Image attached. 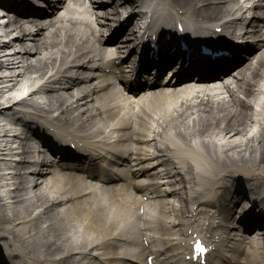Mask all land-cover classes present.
Wrapping results in <instances>:
<instances>
[{
    "label": "bare ground",
    "instance_id": "1",
    "mask_svg": "<svg viewBox=\"0 0 264 264\" xmlns=\"http://www.w3.org/2000/svg\"><path fill=\"white\" fill-rule=\"evenodd\" d=\"M110 1L108 7H89L86 0H42L46 11L23 16L22 21L12 18L0 26V240L5 239L0 244V264H11L15 256L23 259L19 254L27 256L29 264H120L122 256L129 258V264L150 252L174 254L178 248L171 246L177 242L170 233L191 202L212 206L217 196L221 200L228 194L240 195L243 184L253 189L264 186V0L252 5L246 2L256 0H157L165 5L164 21L168 12L177 15L170 11L176 1L184 15L202 16L208 24L218 22L228 34L247 23L246 33L256 40V52L234 81L220 90L161 88L138 98L136 110V101L130 104L117 92V82L127 78L116 61L130 62L128 43L137 33V17L131 11L140 13V1ZM133 5L136 8L130 10ZM5 7L14 11L0 0V21L7 19ZM251 11L255 13L247 16ZM126 34L120 48L108 50ZM146 39L144 34V43ZM123 49L128 54L124 61L119 59ZM93 68L97 78L88 79ZM23 116L49 120L70 136L72 130L81 133L104 145V154L108 153L103 162L118 158L124 163L128 185L111 191L106 212L96 207L85 210L86 201L72 203L87 193L96 195L95 190L82 184L83 177L56 170L52 174L53 161L33 143L35 133ZM110 135L116 138L111 149L107 147ZM150 149L163 167L158 172L148 165ZM13 155L15 162L9 160ZM207 156L222 163L223 175L206 179L195 171L204 167ZM183 163L185 174L179 171ZM5 166L10 176L6 182L1 174ZM114 174L109 170L106 176ZM160 179L167 180L170 188L163 189ZM201 181H209L212 190L199 189ZM137 191L158 199L144 210L143 227L151 237L148 248L137 238L143 202ZM253 207L246 212L247 234L254 228L263 230L264 217L254 216ZM122 237L131 241L136 250L132 255L127 253L130 247L119 246ZM258 240L247 251L248 241L237 248L247 264H264V247ZM95 250L101 253L96 256Z\"/></svg>",
    "mask_w": 264,
    "mask_h": 264
},
{
    "label": "rangeland",
    "instance_id": "2",
    "mask_svg": "<svg viewBox=\"0 0 264 264\" xmlns=\"http://www.w3.org/2000/svg\"><path fill=\"white\" fill-rule=\"evenodd\" d=\"M172 9H173V7H172Z\"/></svg>",
    "mask_w": 264,
    "mask_h": 264
}]
</instances>
